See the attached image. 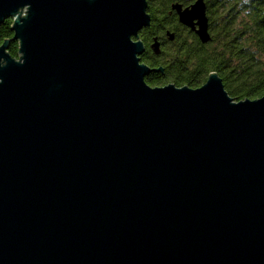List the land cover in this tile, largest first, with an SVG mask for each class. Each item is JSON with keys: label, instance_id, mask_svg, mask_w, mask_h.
Returning <instances> with one entry per match:
<instances>
[{"label": "water", "instance_id": "95a60500", "mask_svg": "<svg viewBox=\"0 0 264 264\" xmlns=\"http://www.w3.org/2000/svg\"><path fill=\"white\" fill-rule=\"evenodd\" d=\"M171 11L210 42L203 0ZM7 19L0 264H264V96L149 87L146 0H0Z\"/></svg>", "mask_w": 264, "mask_h": 264}, {"label": "trees", "instance_id": "16d2710c", "mask_svg": "<svg viewBox=\"0 0 264 264\" xmlns=\"http://www.w3.org/2000/svg\"><path fill=\"white\" fill-rule=\"evenodd\" d=\"M146 1L150 26L139 34L146 48L141 60L146 63L153 58L163 68V74L150 79L151 85L160 80L161 85L197 89L215 73L235 101L264 96V0H203L210 35L204 45L195 35L182 33L171 11L172 5L186 8L196 0ZM11 29V19L0 24V46L6 43L8 55L18 60L19 44L13 41ZM167 32L177 37L155 57L149 50L153 38H164Z\"/></svg>", "mask_w": 264, "mask_h": 264}, {"label": "flooded vegetation", "instance_id": "af4514ba", "mask_svg": "<svg viewBox=\"0 0 264 264\" xmlns=\"http://www.w3.org/2000/svg\"><path fill=\"white\" fill-rule=\"evenodd\" d=\"M181 31H182V33H183L184 35H185L186 32H187V33H191V34L194 35L193 32H191L189 29H187L186 27H183V26H181ZM173 33H174V32H173ZM165 34H166V33H165ZM176 37H177V33H174V40H175ZM183 37H184L183 35H182V37H181V35H180V38H183ZM155 38H157L158 43L160 44V50H162L163 48L167 47L170 43L173 42V41H172V42H169L168 39H167V37H166V35H164V38H163L162 36H158V37H155ZM149 50H150V52L152 53V51H151L150 48H149ZM145 51H146V48L144 47V53H145ZM144 53L142 54V56L144 55ZM152 55H154V54H152ZM142 56H141V57H142ZM141 57H140V63H141L142 65L147 66V67H148L149 69H151V70H159L158 72H151L148 76H146V77L144 78V82H145L149 87H152V88H155V87H163V86L168 85L169 83H165L164 85H161L162 83L160 82V80H159V84H156V85H151V84L149 83L150 79L157 77V76H156L157 74H163V68H162V66H161L157 61H155L153 58H150L148 61H146V63H142ZM155 57H158V56L155 55ZM153 75H154V76H153ZM160 83H161V84H160Z\"/></svg>", "mask_w": 264, "mask_h": 264}]
</instances>
